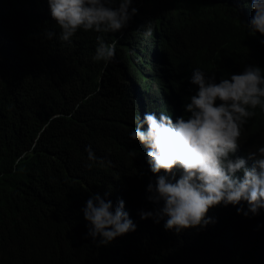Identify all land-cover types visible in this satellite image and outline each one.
<instances>
[{
  "label": "trees",
  "instance_id": "trees-1",
  "mask_svg": "<svg viewBox=\"0 0 264 264\" xmlns=\"http://www.w3.org/2000/svg\"><path fill=\"white\" fill-rule=\"evenodd\" d=\"M132 7L137 14L121 31L80 30L69 44L59 40L47 0H0V264H264V209L245 216V201L214 206L206 226L179 233L164 228L167 217L141 219L162 202L148 199L158 174L145 146L130 139L145 112L187 118L195 68L216 82L246 65L264 73V35L248 26L250 0ZM97 35L116 42L107 66L93 59ZM254 111L232 156L249 167V153L264 146V110ZM105 192L113 208L124 202L136 228L97 246L82 209Z\"/></svg>",
  "mask_w": 264,
  "mask_h": 264
},
{
  "label": "clouds",
  "instance_id": "clouds-1",
  "mask_svg": "<svg viewBox=\"0 0 264 264\" xmlns=\"http://www.w3.org/2000/svg\"><path fill=\"white\" fill-rule=\"evenodd\" d=\"M250 2L253 15L248 26L252 34L264 35V0ZM47 3L59 28V40L69 44L80 30L99 34L119 32L138 11L134 7L129 10L133 0H47ZM45 35L51 39L56 33L47 31ZM145 35H152L151 28ZM96 41L93 59L107 66L116 59V42H105L103 35H97ZM190 83L197 88L184 105L187 118L180 116L173 121L164 113L145 112L142 118H136V126L130 132L131 140L145 146L147 164L153 174H158L155 184L147 186L151 193L148 199L157 205L162 202L154 211H142L140 217H152L155 222L167 217L164 228L177 233L206 226L210 222L209 209L219 204L237 205L245 201L248 205L245 216L264 209V146L249 153V159L254 161L251 167L243 158H232L240 147L244 125L256 114L257 107L264 110V73L259 66L246 65L242 72L216 82L214 75L195 68ZM87 152L90 160L96 159L90 146ZM177 170L180 175L173 182L169 177L174 178ZM237 172L243 173L242 178L235 175ZM108 195V192L103 197L99 193L92 195L82 209L88 222L87 234L97 246H106L136 228L123 210L124 202L113 208L112 201L105 199Z\"/></svg>",
  "mask_w": 264,
  "mask_h": 264
}]
</instances>
